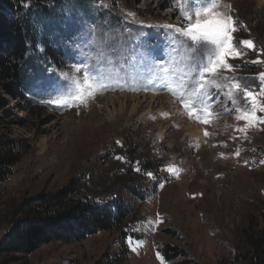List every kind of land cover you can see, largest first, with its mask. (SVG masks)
<instances>
[{
	"label": "rangeland",
	"instance_id": "374dc122",
	"mask_svg": "<svg viewBox=\"0 0 264 264\" xmlns=\"http://www.w3.org/2000/svg\"><path fill=\"white\" fill-rule=\"evenodd\" d=\"M47 8L33 16L39 42L26 54L21 96L11 97L0 78V137L15 139L22 153L0 183V244L22 200L72 178L86 193L115 192L131 215L119 230L79 242H51L29 255L0 251V264H167L160 254L167 243L200 264H248L255 254L249 239L264 240V123L237 131L245 121L215 88L214 118L201 123L170 92L131 78L142 55L161 60L172 51L171 30L161 26L186 27L178 0H60ZM217 10L246 26L234 33L238 40L255 43L224 75L258 92L264 62L252 61H264V0H218ZM144 33L154 48L136 47ZM42 37L55 59L43 55ZM78 63L111 72L109 87L78 106L50 103L55 94L38 85L82 76Z\"/></svg>",
	"mask_w": 264,
	"mask_h": 264
},
{
	"label": "snow or ice",
	"instance_id": "6c2138e0",
	"mask_svg": "<svg viewBox=\"0 0 264 264\" xmlns=\"http://www.w3.org/2000/svg\"><path fill=\"white\" fill-rule=\"evenodd\" d=\"M228 7L231 8L230 5ZM217 9L218 0H178V11L186 27L168 24L161 26L171 30L172 51L166 59L161 60L142 55L138 61L140 71H136L134 65L130 66L131 78L145 80V88L170 92L189 118L204 124L211 123L214 118L212 109L217 102L213 100L210 89L220 90L231 102L232 111L236 113L235 119L245 121V126L236 130L246 133V129L256 122L264 123V116L257 115L258 112L264 113V87L258 92L253 91L243 85L239 78L225 76L224 73L234 68L230 60L240 58L246 49H255V43L251 39L238 40L234 33L246 26L240 24L231 11L225 13ZM151 38V33L142 34L136 38V47L154 48L150 43ZM102 58L108 64L113 63L109 57ZM133 60L136 61L135 56ZM258 62L264 61H252L254 64ZM74 71L82 73V76L65 73L62 74L63 82L49 78L38 85L55 94L50 103L66 108L86 103L88 97L107 89L108 81L113 79L111 72L95 71L87 63H78ZM259 79L264 83V72L259 73ZM218 97L219 93L217 100ZM204 135L208 136L209 133L205 131ZM116 143L119 144V141ZM236 155H239L238 151ZM116 159L124 158L117 156ZM136 170L140 171L139 168ZM166 170L178 174L174 166H167ZM147 175L151 176L152 173Z\"/></svg>",
	"mask_w": 264,
	"mask_h": 264
},
{
	"label": "trees",
	"instance_id": "16d2710c",
	"mask_svg": "<svg viewBox=\"0 0 264 264\" xmlns=\"http://www.w3.org/2000/svg\"><path fill=\"white\" fill-rule=\"evenodd\" d=\"M57 1L60 0H13L10 4L0 0V78L7 81L5 90L13 98L21 96L26 54L39 42L33 16L45 14L47 4ZM42 45L43 55L55 59L44 37ZM21 155L15 139L0 137V183L11 174ZM109 196L111 199H107ZM137 196L144 199L139 193ZM94 198L102 202L98 203ZM130 215L129 206L115 192L108 189L86 193L77 179L72 178L63 187L28 197L14 208L0 251L29 255L39 246L51 242H79L100 231L119 230ZM249 242L255 254L248 264H264V240L259 237L252 241L250 238ZM160 254L167 264H200L183 248L169 243L160 248Z\"/></svg>",
	"mask_w": 264,
	"mask_h": 264
},
{
	"label": "bare ground",
	"instance_id": "6f19581e",
	"mask_svg": "<svg viewBox=\"0 0 264 264\" xmlns=\"http://www.w3.org/2000/svg\"><path fill=\"white\" fill-rule=\"evenodd\" d=\"M155 95H156V94H155ZM154 97H158V96H153V98H154ZM193 125H196V124L193 123ZM194 128H195V127H194Z\"/></svg>",
	"mask_w": 264,
	"mask_h": 264
}]
</instances>
